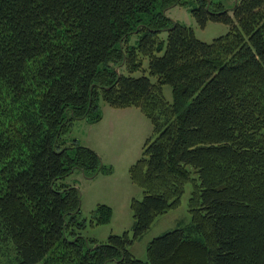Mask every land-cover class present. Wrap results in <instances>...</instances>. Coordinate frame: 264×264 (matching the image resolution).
I'll return each instance as SVG.
<instances>
[{"label":"trees","instance_id":"obj_1","mask_svg":"<svg viewBox=\"0 0 264 264\" xmlns=\"http://www.w3.org/2000/svg\"><path fill=\"white\" fill-rule=\"evenodd\" d=\"M197 1L200 25H229L211 42L164 13L186 0H0V264H264V0H237L231 14ZM145 58L154 81L121 72ZM99 98L143 109L152 134L129 168L142 190L131 233L97 243L81 229L111 209L81 216L64 177L103 168L70 133L101 118ZM186 183L190 221L134 257L128 246Z\"/></svg>","mask_w":264,"mask_h":264},{"label":"rangeland","instance_id":"obj_2","mask_svg":"<svg viewBox=\"0 0 264 264\" xmlns=\"http://www.w3.org/2000/svg\"><path fill=\"white\" fill-rule=\"evenodd\" d=\"M209 1L222 3L231 14V9L237 0ZM197 5V0H186V3L166 8L164 13L172 20L192 28L195 37L205 42H211L228 31L229 25L221 21L207 20L203 26L200 25L191 12V8ZM166 36V31L159 33V37L163 40ZM137 40V36L132 34L128 44L134 45ZM147 61L148 59L145 58L138 70L128 72L122 67L121 72L132 76L148 75ZM148 76L151 81L155 80V76ZM162 92L165 99L171 102V85L162 84ZM97 103L101 118L92 123L76 120L72 124L70 133L77 138L78 143L82 145L88 143L97 149L94 150L98 153L103 168L95 176L85 178L78 176L75 171L64 177V181L75 183L80 191L81 216L88 217L99 204L110 207L111 216L108 222L87 224L81 229L83 236L99 243L105 242L110 233L119 234L123 231L131 233L133 222L131 199H140L142 190L131 180L129 168L141 156L145 139L152 134V124L144 110L138 106H111L101 98ZM192 175L196 177V173L192 172ZM190 191L191 184L186 183L178 204L158 215L147 230L128 246L134 257L146 259V245L153 237L190 221L187 204ZM107 264L114 263L109 261Z\"/></svg>","mask_w":264,"mask_h":264},{"label":"crops","instance_id":"obj_3","mask_svg":"<svg viewBox=\"0 0 264 264\" xmlns=\"http://www.w3.org/2000/svg\"><path fill=\"white\" fill-rule=\"evenodd\" d=\"M85 145L90 146L91 148L97 150L96 148L92 147V146L89 145L88 143H86ZM77 174H78V176H80L81 178H82V177L85 178V177L82 175V173H81L80 171H77Z\"/></svg>","mask_w":264,"mask_h":264}]
</instances>
